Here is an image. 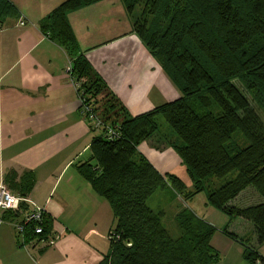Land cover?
Wrapping results in <instances>:
<instances>
[{
    "label": "trees",
    "instance_id": "trees-1",
    "mask_svg": "<svg viewBox=\"0 0 264 264\" xmlns=\"http://www.w3.org/2000/svg\"><path fill=\"white\" fill-rule=\"evenodd\" d=\"M100 0H66L40 28L72 60L84 105L104 125L119 128L114 141L96 137L79 174L113 213L110 249L98 264H218L212 247L218 229L184 207L174 215L178 233L164 225L165 211L147 206L150 196L170 188L183 201L206 195V206L228 219L242 218L264 244V0H123L133 30L180 91V99L133 117L78 51L67 15ZM19 13L0 0V25ZM177 140L161 139L178 156L191 185L161 174L138 146L159 132L160 120ZM156 150L160 148L154 146ZM228 175H234L225 180ZM8 189L27 198L31 172L8 171ZM253 187L262 202L238 208L233 201ZM21 207L26 208L22 203ZM2 214V219L6 215ZM44 232L49 224L44 220ZM28 227L25 236L31 232ZM244 249L250 264H264L249 239L221 230Z\"/></svg>",
    "mask_w": 264,
    "mask_h": 264
},
{
    "label": "crops",
    "instance_id": "crops-1",
    "mask_svg": "<svg viewBox=\"0 0 264 264\" xmlns=\"http://www.w3.org/2000/svg\"><path fill=\"white\" fill-rule=\"evenodd\" d=\"M10 1L19 16L0 25V184L10 170L31 172L35 185L27 198L45 209L47 236L57 239L52 246L30 241L21 247L8 223L16 218L7 213L0 220V264H98L110 249L113 213L78 166L90 159L92 140L104 132L81 111L75 79L66 74L68 55L40 28L42 19L66 0ZM67 22L78 51L131 116L180 99L176 85L133 30L123 0L97 1L69 13ZM144 145L138 151L153 164ZM148 151L159 173L180 168L183 176L178 177L191 185L172 149ZM204 206L198 214L185 205L218 229L211 241L220 255L218 264H250L243 246L221 232L238 235L229 227L232 220ZM248 243L264 258V244L258 246L256 238Z\"/></svg>",
    "mask_w": 264,
    "mask_h": 264
},
{
    "label": "rangeland",
    "instance_id": "rangeland-1",
    "mask_svg": "<svg viewBox=\"0 0 264 264\" xmlns=\"http://www.w3.org/2000/svg\"><path fill=\"white\" fill-rule=\"evenodd\" d=\"M69 61L71 62V65H72V60L70 58H69ZM72 72H73V70H72ZM72 77H73V74H72ZM74 79H75V77H74ZM74 82H76V80H74ZM259 113L261 114L262 118L264 119V114H262L261 111H259ZM95 117L98 120L97 116H95ZM164 136L169 140L172 139V140L179 141V140H177L173 130L171 128H169V126L164 122V120L161 119L160 125H159V132L155 136H153L151 139H149L147 142V145L148 144L151 145V148L153 151L147 145H144V148L142 149L143 153H145L147 155V157H149V159L153 162V164L156 163V160H155L154 156L151 153H149L148 149L154 153H155V151L156 152H162L165 150V152H166L167 150H171V149H167L164 146H162L161 139H163ZM154 146H157V147L160 146V148L158 150H156V148ZM167 152H170V151H167ZM173 167H174V165H172L170 167V169ZM172 174H174V175L176 174L179 177L183 176V172H181L180 168H176L172 172ZM233 176L234 175H228V177L225 180L217 182L218 185L224 184L225 181H227L228 179H230ZM262 200L263 199H261L259 194L256 193L255 189L253 187H249L245 191H243L242 194H240L239 198H237L235 201H233V205H235L238 208H240V207L241 208L251 207V205H257V204L261 203ZM205 204H206V195H204V193L198 194L197 196H195V198L192 201L184 202L183 200H181L177 196H174V194L171 192V190L157 191L156 193H154L153 195L150 196V199L147 202V206L149 208H152L155 211H159V210L165 211L164 225L170 231V233L173 236H176L178 233V230H177L175 222H174V215L179 210L183 209L185 207V205H186V207H189L190 209H192L195 213L197 212L198 214H201V212L202 213L204 212V209H205L204 205ZM208 208H210V207H208ZM42 224H43V234L41 236L44 237V235H47V233L44 232V227L46 226V224H44V222ZM229 227H231L232 231H235L240 237L242 236L244 238L249 239L250 241L254 238L253 227L251 226V224L249 222L245 221L242 218L241 219L240 218L232 219ZM30 231L31 232L26 237L24 242L23 243L19 242L21 247H24L30 241L36 243V237L34 236L32 230H30ZM109 237H110V233L108 234V239H109ZM17 241H19L18 238H17ZM263 251H264V249H263Z\"/></svg>",
    "mask_w": 264,
    "mask_h": 264
},
{
    "label": "built area",
    "instance_id": "built-area-1",
    "mask_svg": "<svg viewBox=\"0 0 264 264\" xmlns=\"http://www.w3.org/2000/svg\"><path fill=\"white\" fill-rule=\"evenodd\" d=\"M20 24L24 25L21 21ZM73 66L71 62L68 61L66 64V74L72 77ZM74 78V77H72ZM80 83L75 82V88L77 89L78 99L81 101V111L85 117L91 122L93 121L94 128H102L104 132V137L109 141H114L120 136L118 132L119 128L117 126L110 127L103 124V122L96 119L95 114L88 107L84 105V99L81 97L79 88ZM25 204L26 208L23 209L21 205ZM9 213L12 214L16 219L9 221V225L13 227L14 234L18 238L20 243H23L27 236H25L28 227H31L34 236L36 237V243H45L47 246H52L57 237H48L43 234V222L47 216L45 209L41 206H36L34 203L30 202L28 198H20L17 194L15 195L11 192L5 183L0 184V220L2 219V214ZM19 217V218H18ZM110 236L113 234L109 232ZM259 264V262H256Z\"/></svg>",
    "mask_w": 264,
    "mask_h": 264
}]
</instances>
